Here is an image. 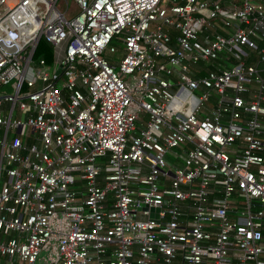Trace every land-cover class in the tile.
<instances>
[{
  "label": "built area",
  "instance_id": "obj_1",
  "mask_svg": "<svg viewBox=\"0 0 264 264\" xmlns=\"http://www.w3.org/2000/svg\"><path fill=\"white\" fill-rule=\"evenodd\" d=\"M57 1L0 0V264H264V0Z\"/></svg>",
  "mask_w": 264,
  "mask_h": 264
},
{
  "label": "trees",
  "instance_id": "obj_2",
  "mask_svg": "<svg viewBox=\"0 0 264 264\" xmlns=\"http://www.w3.org/2000/svg\"><path fill=\"white\" fill-rule=\"evenodd\" d=\"M260 46H264V42H262ZM65 47L66 41L62 42L59 46H54L42 37L37 46L34 60L44 59L47 64L51 65L62 57Z\"/></svg>",
  "mask_w": 264,
  "mask_h": 264
},
{
  "label": "rangeland",
  "instance_id": "obj_3",
  "mask_svg": "<svg viewBox=\"0 0 264 264\" xmlns=\"http://www.w3.org/2000/svg\"><path fill=\"white\" fill-rule=\"evenodd\" d=\"M68 4V7H67ZM41 5V4H40ZM57 7L62 12L66 13L67 18H70L79 13L80 8L76 4L75 0H58ZM130 78V77H128ZM127 79V76L125 77Z\"/></svg>",
  "mask_w": 264,
  "mask_h": 264
},
{
  "label": "water",
  "instance_id": "obj_4",
  "mask_svg": "<svg viewBox=\"0 0 264 264\" xmlns=\"http://www.w3.org/2000/svg\"><path fill=\"white\" fill-rule=\"evenodd\" d=\"M59 71H61V68L59 69ZM141 207H142L143 209H147V208H148V205H146V204H142ZM151 211H152V215H153V216L158 217V211H159L158 208L151 207Z\"/></svg>",
  "mask_w": 264,
  "mask_h": 264
},
{
  "label": "crops",
  "instance_id": "obj_5",
  "mask_svg": "<svg viewBox=\"0 0 264 264\" xmlns=\"http://www.w3.org/2000/svg\"><path fill=\"white\" fill-rule=\"evenodd\" d=\"M54 63H55V62H54ZM32 141H33V140H30V139L28 140V142H32Z\"/></svg>",
  "mask_w": 264,
  "mask_h": 264
}]
</instances>
